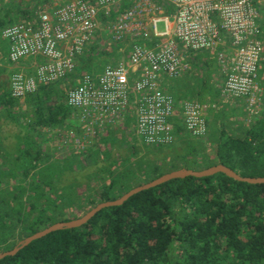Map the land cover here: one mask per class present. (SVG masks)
Masks as SVG:
<instances>
[{
	"label": "trees",
	"instance_id": "obj_1",
	"mask_svg": "<svg viewBox=\"0 0 264 264\" xmlns=\"http://www.w3.org/2000/svg\"><path fill=\"white\" fill-rule=\"evenodd\" d=\"M3 2L0 34L12 22ZM20 13L25 19L30 5ZM2 47L7 57V45ZM99 54L109 56L92 46L78 57L72 73L39 84L21 99L11 97L8 89L0 90V109L23 130L13 150L4 149L0 141V251L180 167L199 170L221 163L241 176H264V115L242 123L221 112L217 123L209 125L206 119L213 130L203 140L185 136L176 119L174 143L141 142L148 151L159 152L153 159L140 153L132 117L119 128L95 134L83 150L74 149L59 131L83 130L73 116L77 110L66 103V93L81 74L99 71L93 61ZM199 56L205 57L203 62ZM189 63L197 70L218 71L204 53L191 54ZM209 76L199 79L197 99L205 87L211 96L217 94ZM171 94L177 102L189 98L187 93ZM59 141L66 143L65 151ZM0 264H264V184L237 181L223 173L173 179L119 206L101 209L80 227L50 232Z\"/></svg>",
	"mask_w": 264,
	"mask_h": 264
},
{
	"label": "built area",
	"instance_id": "obj_2",
	"mask_svg": "<svg viewBox=\"0 0 264 264\" xmlns=\"http://www.w3.org/2000/svg\"><path fill=\"white\" fill-rule=\"evenodd\" d=\"M100 29L124 57L81 74L67 90L66 103L83 128L67 131L74 148L83 149L87 137L128 117L147 145L174 143L176 119L189 135L205 137L201 103L177 102L163 88L185 74L196 52L214 61L221 96L241 103L248 122L264 115V0H55L1 30L7 61L18 66L9 77V95L21 99L72 73Z\"/></svg>",
	"mask_w": 264,
	"mask_h": 264
},
{
	"label": "rangeland",
	"instance_id": "obj_3",
	"mask_svg": "<svg viewBox=\"0 0 264 264\" xmlns=\"http://www.w3.org/2000/svg\"><path fill=\"white\" fill-rule=\"evenodd\" d=\"M38 1L39 0H4L3 8L9 9V11H10L9 17H11L10 19H12V22L8 23L7 25H11L13 23H17V22L25 20V19H21L19 16V14H21L20 9L22 7H25L26 3H28L30 5V10H31L32 7L34 6V4ZM48 2H49V0H46V1H43L42 4H44L45 6H48L49 5ZM33 9L35 10V8H33ZM4 19L7 20V18H4ZM7 25H5V26H7ZM158 28L162 29L161 23H158ZM0 44H1L0 45V90H7L8 85H9V77H10L12 71L18 69L17 68L18 66L7 63V61L5 60L6 56L4 54V50H3L2 46H4L5 44L7 45V42L5 39H3L1 34H0ZM92 46H94L96 48V52L106 50L109 53V56L99 54L98 56H96L93 59V61L97 65L95 67L96 70H99L104 64H106V62L107 63L108 62L114 63V61L118 60L120 57H124V55L121 56L120 54L118 55V54L114 53L113 47L116 48V45L112 44L110 42V40L106 36L105 32L101 29H100V31H98L93 43L89 46L88 50ZM192 54L200 55V54H202V52H200V53L196 52V53H192ZM106 57H108L107 58L108 60L106 62H104L103 59H105ZM199 59L203 62L205 57L203 56V58H202L201 56H199ZM29 61H31V60H29ZM29 61H27V62H29ZM24 66L25 67L29 66V63H25ZM262 66L263 67L260 68V70H259V74L261 75V81H262L261 83L264 82V77H263L264 76V63H262ZM211 69L208 68L206 70H204V69L197 70L194 68H190L185 72L184 75H182V77L165 81V85L163 88L166 89L167 91L171 92V93L176 92L177 95L179 94L181 96H185L187 93L189 98H186L184 100H192L191 99V97H192L194 100L201 103V105L203 106V112L206 116V119H208L209 125H212V124L218 122V117L220 118L221 112H223V114L226 117H228L229 120L233 119V117H234V120L237 121L239 119L238 121H241L242 123L252 122V121L248 122L246 120L244 112L242 110V107L240 106L241 103H239L238 101L237 102L236 101L231 102L230 100L229 101L225 100L221 96V93H220L221 86H219V84L221 83L222 78H221L218 71H216L215 69H212V70ZM207 76H209L210 78L211 77L213 78L212 80H214V81L211 80L212 81L211 85L214 86L212 88H213L214 92H217V94L214 93L215 95L211 96V94L208 91V87H205V90L203 91L202 98L197 99L196 98L197 97V90L200 87V84L202 81L199 79H201L203 77H207ZM195 82H198V83H195ZM215 86L218 87L217 90L214 89ZM263 96H264V83H263ZM2 111H3V109H0V141H1V146L4 149L13 150L14 145H15V140L16 141L18 140L17 136H18V134L21 135L23 133V130H22V127L20 125H17L13 121H11V119L9 118L10 115L7 113L8 111L5 110V111H3V113H2ZM73 116H76V114H73ZM241 117H242V119H241ZM76 118H77V116H76ZM234 123H235V121H234ZM123 125L124 124L117 126V128H119ZM209 125H208V132H207L206 136L202 138V140L205 139L211 133V130H213V128H210ZM53 130L55 131L54 128L51 129V131H53ZM59 131L61 133H65V134H62V135H64V137L66 136L67 130L61 129ZM133 135L135 137V134H133ZM185 136H187L189 138H194L193 136L187 134L186 132H185ZM94 139H95V135H92L91 137H87L86 141L88 143L86 146L90 145L91 141ZM56 140H58V139H56ZM66 141L68 144H71L69 142L68 138L66 139ZM136 141H137L136 144L139 146L141 154H147V156L152 158V159L155 156L159 155V152H156L155 150L148 151L147 149H145V147L142 146V143L137 138H136ZM59 142H61V141H59ZM61 143H63V142H61ZM71 146L73 147L72 144H71ZM150 146H152V145H150ZM108 147H110V144ZM66 148H68L66 146V143H63L62 144V151H65ZM74 149H76V148H74ZM83 149H77V150H83ZM154 151H155V153H154ZM84 212H82V213H84Z\"/></svg>",
	"mask_w": 264,
	"mask_h": 264
},
{
	"label": "water",
	"instance_id": "obj_4",
	"mask_svg": "<svg viewBox=\"0 0 264 264\" xmlns=\"http://www.w3.org/2000/svg\"><path fill=\"white\" fill-rule=\"evenodd\" d=\"M217 173H223L226 176L234 180L246 182L249 184H264V176H257V177L241 176L238 172L234 171L230 167L224 164H221V163H217V164H214V165H211V166L199 169V170L186 168V167H180V168L165 172L162 175L152 180H149L143 184L135 186L134 188L128 190L127 192H125L124 194H122L120 197L116 199L99 202L76 218H73L67 221L54 222L34 232L31 235L24 237L23 239L19 240L14 247L7 249V250L0 251V260L6 256L15 255L19 250L27 246L32 241L42 238L45 235L49 234L50 232L62 230V229H71V228L80 227L86 224L101 209L106 208V207H111V206H119L123 204L129 197H131L132 195L140 191L153 188L155 186H158L162 183H165L173 179L185 178L188 176L201 178V177L211 176Z\"/></svg>",
	"mask_w": 264,
	"mask_h": 264
},
{
	"label": "crops",
	"instance_id": "obj_5",
	"mask_svg": "<svg viewBox=\"0 0 264 264\" xmlns=\"http://www.w3.org/2000/svg\"><path fill=\"white\" fill-rule=\"evenodd\" d=\"M54 1L55 0H49V5L48 6H50V5H52V2L54 3ZM43 2H41V0H39L38 2H36L35 4H34V6L32 7V9L33 8H35V9H37V8H41V7H48V6H45L44 4H42ZM42 4V5H41ZM30 10V14H28V15H26V18H28V17H30V16H32V14L35 12V10L33 9V10ZM25 18V19H26ZM6 61H7V58L5 59ZM7 63H9L8 61H7ZM194 69H196V68H194ZM216 69H217V66H216ZM198 70H201L200 68L198 69ZM218 70V69H217Z\"/></svg>",
	"mask_w": 264,
	"mask_h": 264
}]
</instances>
